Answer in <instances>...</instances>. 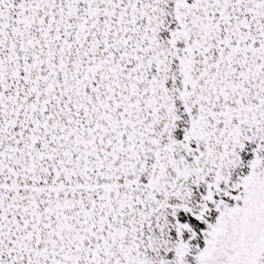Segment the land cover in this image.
<instances>
[{
  "label": "snow or ice",
  "instance_id": "snow-or-ice-1",
  "mask_svg": "<svg viewBox=\"0 0 264 264\" xmlns=\"http://www.w3.org/2000/svg\"><path fill=\"white\" fill-rule=\"evenodd\" d=\"M0 264H264V0H0Z\"/></svg>",
  "mask_w": 264,
  "mask_h": 264
}]
</instances>
